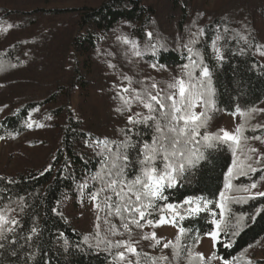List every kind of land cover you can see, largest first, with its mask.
<instances>
[{"label":"trees","instance_id":"trees-1","mask_svg":"<svg viewBox=\"0 0 264 264\" xmlns=\"http://www.w3.org/2000/svg\"><path fill=\"white\" fill-rule=\"evenodd\" d=\"M48 1H1L8 5L0 6V114L7 110L0 118V137L17 139L28 133L33 129L28 124L36 109L58 97L85 91L90 84L101 94L103 110H66L63 122L56 125L58 133L48 166L0 177V210L8 209L6 215L18 221L15 226L5 227L7 239L0 241L5 245L0 248V264H113L117 249H107L103 242L108 233L105 213L97 211L100 219L96 216L92 229L83 231L61 212L60 204L67 194L89 197L93 188L89 178L99 170L101 162L94 141L108 138L118 142L123 138L120 130L127 126L128 113L120 115L115 111L119 101L114 99L118 91L114 85L122 83V74L134 81L152 77L161 86L182 75V66L189 63V53L183 45L193 33L203 29L192 47L211 71L214 107L207 113L210 118L206 127L200 129L201 134L218 133L224 115L245 113L240 121L244 136L264 137V128L253 131L256 125H264L260 112H250L264 105V38L257 26L258 18L264 17V0H226L211 10L195 0H156L154 4H147L146 0H101L69 10L38 7ZM68 12L76 15L73 21L61 18ZM3 28L29 32L6 43L1 37ZM148 32L153 33L151 40ZM123 33L139 44L142 57L132 56L128 45L118 39ZM217 36L222 60H217L212 48ZM149 44H157L156 55L146 47ZM160 44L165 47L159 48ZM96 48L101 51L100 66L94 70L92 54ZM104 61L116 65L119 74L104 71ZM152 63L163 64L165 70L153 69ZM193 71L199 76V68ZM136 107L144 111L139 106L133 109ZM62 113L55 112L54 116ZM140 130L145 139L150 138V129L140 126ZM197 139L200 143L190 147L199 150V158L188 167L179 184L165 192L167 203L181 204L188 197L211 201L210 211L180 222V226L190 230L183 239L192 244L196 234L204 237L215 227L212 220L221 218L215 205L226 188L228 170L233 168L232 187L225 194L229 211L223 219L235 223L237 217L243 216L245 226L238 236L223 237L213 252L222 262L227 259L233 264H246L252 260L253 264H264L254 261L252 255L264 238V212L257 214L258 209L264 208V197L248 199L249 193L238 191L254 180L258 187L264 184V172L239 175L233 165L234 160L243 161L247 171V164L264 169V162L255 164V156L252 161L247 160L246 151L238 150L234 156L235 145L231 142L204 141L202 136ZM258 142L249 139L244 143L254 147ZM85 182L88 186L82 190ZM7 227L13 230L8 232ZM142 230L133 228L132 239L139 241L138 250L150 257L167 255L152 247V241L142 240ZM108 239L115 241L122 236ZM228 240L232 241L231 247L224 246ZM141 262L148 264L143 256ZM172 264L179 262L173 260Z\"/></svg>","mask_w":264,"mask_h":264},{"label":"snow or ice","instance_id":"snow-or-ice-1","mask_svg":"<svg viewBox=\"0 0 264 264\" xmlns=\"http://www.w3.org/2000/svg\"><path fill=\"white\" fill-rule=\"evenodd\" d=\"M11 27L12 25L9 24L8 28ZM202 32L203 29H200L198 33H193L192 38L183 45L189 53V63L182 66L184 69L182 75L172 77L170 81L161 86L152 77L134 81L132 77L122 74V83L114 85L118 87L114 99L119 101L115 111L120 115L128 113L127 126L120 130L123 138L118 142L108 138L103 140L97 138L94 141V147L99 150L101 162L99 170L89 178L93 184L89 198L98 212L105 213V223L108 225V233L103 242L106 243L107 249H117L113 256V264H142V256L148 264H172L173 260L178 262L182 257L186 260V264H211L212 260L221 259L216 256L215 252L210 257H205L203 253L193 251L194 246L200 243L199 236L193 239L192 244L181 243L190 230L180 226V222L186 217L210 211L208 205L211 201L203 197H188L181 204H173L167 203L168 197L165 195L167 189L179 184L188 167L194 166L196 159L199 158L197 155L199 150L190 147L200 143L198 137L202 136L204 141L231 142L235 145L234 156L238 150L246 151L247 160L252 161L255 156V164L259 165L264 162V151L244 143L251 139L264 145V138L259 135L244 136V125L237 126L234 132L220 129L214 135L206 132L201 134L200 129L206 127L207 120L210 118L207 113L214 107L211 71L204 64L200 53L194 52L192 47L198 43L196 37ZM147 36L151 40L153 33L148 32ZM118 39L130 45L129 52L132 56L142 57L144 55L135 40H129L127 37H118ZM219 39L220 37L217 36L213 40L212 48L217 60H222L221 49L217 46ZM241 39L247 40L246 37H241ZM146 47L152 51L153 55H156L157 44H149ZM164 47V44L159 45V48ZM109 67L115 68L116 65L109 63ZM150 67L158 71L165 70L163 64L152 63ZM195 68L200 69L199 76L195 75L193 71ZM134 106H139L144 111L133 112ZM197 108H202V110L197 112ZM250 112L264 113V108L251 109ZM240 114L246 115L245 113ZM140 126L151 130L149 139L144 138ZM28 127H32V124L29 123ZM259 128H264V125H256L253 131ZM233 165L239 175H248V172H264V169H258L252 163L247 164V171L244 169L243 161L237 163V160H234ZM232 176L233 168H229L226 188L232 187ZM261 179L264 180V176H261ZM87 186L85 182L81 185V189ZM257 187L258 184L254 180L250 185L243 186L238 191L250 193L248 199L264 197V190L251 191ZM228 200L225 193L221 192L220 201L215 205L220 209L221 218L213 219L212 224L215 227L205 233L211 240L213 248L223 242V237L238 236L245 226L243 216L237 217L235 223L223 219L225 212L229 211ZM161 201L164 203H160ZM7 211L9 210H0V241L7 239L4 236L6 226L18 224L17 220L6 215ZM261 212H264V208L257 210V214ZM212 214L215 216L214 212ZM110 218L118 220L119 224L117 225ZM99 219L100 217L97 216V220ZM166 224L178 227V234L174 241H165L162 237H158L155 231L150 234L141 233L140 238L152 241V247L171 248V259L164 254L150 257L147 253H141L137 248L139 241L132 239L133 228L142 230L146 225L157 228ZM12 230V227H7L8 232ZM32 231L35 232L36 229L33 228ZM125 233L128 239L115 241L108 239V236H123ZM231 245V240L224 243L225 247H231ZM4 246V243H0V248ZM130 257L136 259L133 260ZM222 264H233V261L224 259ZM246 264H253V261L248 260Z\"/></svg>","mask_w":264,"mask_h":264},{"label":"rangeland","instance_id":"rangeland-1","mask_svg":"<svg viewBox=\"0 0 264 264\" xmlns=\"http://www.w3.org/2000/svg\"><path fill=\"white\" fill-rule=\"evenodd\" d=\"M1 1L6 0H0V6L5 5L4 3L1 4ZM100 1L101 0H49L48 2L43 4L40 3L38 7L46 8L48 10H69L71 8H80L85 5H94L99 3ZM225 1L226 0H195V2L202 4L206 9L209 10L220 7ZM155 2L156 0H146L147 4H154ZM7 5L8 4H6L5 6ZM75 16L76 15L68 12L61 18L73 21ZM257 26L259 29H261L264 38V17L258 18ZM28 32V30L5 31V28H3L1 29V37L5 38L6 43H11L18 38H22ZM122 37H127L129 40H132V38H130L126 33H123ZM129 48L130 45H128V49ZM99 54H101V51L99 48H96L92 54V56L95 58L92 66L94 70L100 66V61L98 60ZM115 69L116 68L109 67V63L105 62L103 69L104 71L119 74ZM2 90H5V88H3ZM90 108H95L99 112H102L103 110L102 96L101 94L93 90L91 84L85 91H77L67 97H58L55 102L45 106L44 108L36 109L32 117L29 119V123H31L33 126L32 130H29L28 133L22 135L17 139H0V177L25 172L30 169L38 170L44 168L45 166H48V163L50 161V154L53 151L56 141L55 138L58 133V126L56 125L63 122L64 112L69 109L86 112ZM261 108H264V105H262L260 109ZM61 110L63 113L59 114L60 116L55 117L54 113ZM201 110L202 108L196 109L197 112ZM136 111L141 110L140 108L136 107L133 109V112ZM6 113L7 110H4L0 114V118L3 117ZM260 116L264 120V113L260 112ZM241 117L242 115L240 113L222 116L219 129H225L229 132H234L237 126L240 125ZM254 147L264 150V145H261L260 142H258V144L254 143ZM258 190H264V184L251 191L254 192ZM226 191L227 188L223 190V193L226 194ZM60 209L61 212L65 216H67V218L76 228H80L83 231H90L92 229L97 216V209L94 207V203L88 196L82 193H79L76 197L67 194L62 199ZM152 231H155L158 237H162L165 241H174L178 234V227L171 224L162 225L157 228L149 226L143 228L141 233L150 234ZM126 234L127 233L122 236V239H128V235ZM197 236L198 235L196 234L194 238ZM181 243L190 244L189 242H186L185 239H183ZM257 248L258 249H256L252 253L253 260L256 262H262L264 261V238L261 240ZM156 250L160 251L161 253H167V255L170 254L172 256L171 248L162 249V247L158 246L156 247ZM213 250L214 248L212 246V242L207 236L200 237V243L195 245L193 248L194 252L203 253L205 257H210ZM178 262L179 264H186V260L183 257ZM211 264H222V261L212 260Z\"/></svg>","mask_w":264,"mask_h":264}]
</instances>
